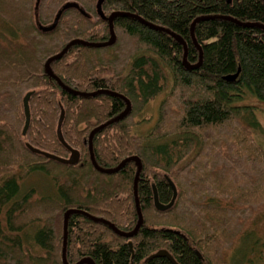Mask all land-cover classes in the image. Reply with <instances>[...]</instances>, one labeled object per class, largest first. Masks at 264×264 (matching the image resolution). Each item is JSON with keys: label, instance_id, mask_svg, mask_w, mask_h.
Wrapping results in <instances>:
<instances>
[{"label": "trees", "instance_id": "obj_1", "mask_svg": "<svg viewBox=\"0 0 264 264\" xmlns=\"http://www.w3.org/2000/svg\"><path fill=\"white\" fill-rule=\"evenodd\" d=\"M112 15L115 43L93 46L111 40ZM0 19L11 29L0 31V264H64L71 210L68 264H174L155 256L162 250L177 264H230L237 240L264 229L255 222L264 209L262 125L255 108L235 105L264 102V0H0ZM176 37L197 68L185 66ZM168 90L155 126L135 134L137 117ZM121 96L131 112L119 120ZM62 112L63 137L81 156L73 166L28 148L70 157L57 135ZM103 125L93 157L114 174L91 157V133ZM132 157L142 166L137 190ZM38 172L55 196L23 189ZM173 186V205L158 210L155 194L169 205ZM138 205L139 231L119 235L136 229Z\"/></svg>", "mask_w": 264, "mask_h": 264}, {"label": "rangeland", "instance_id": "obj_2", "mask_svg": "<svg viewBox=\"0 0 264 264\" xmlns=\"http://www.w3.org/2000/svg\"><path fill=\"white\" fill-rule=\"evenodd\" d=\"M0 31L6 34H10L11 31V29L7 26V23H5L2 19H0ZM124 40H122V43ZM168 92L169 90L162 93L156 99L149 102V104L144 108L142 113L137 117V120L140 121L141 124L133 130L135 134L140 136L147 135L155 126L158 121L161 102L166 97ZM235 105L252 106L255 108L256 115L262 125V131L256 132L255 139L264 147V102L257 98L249 97L244 101L236 103ZM22 183L23 189L34 187L42 196L56 195L54 182L50 177H47L42 173H33ZM260 216L262 217L255 220L256 223H259V226L262 224L264 225V209ZM254 226H251L249 228L250 230L247 233H244L242 237L237 240L236 248L229 255L230 264H264V229Z\"/></svg>", "mask_w": 264, "mask_h": 264}, {"label": "water", "instance_id": "obj_3", "mask_svg": "<svg viewBox=\"0 0 264 264\" xmlns=\"http://www.w3.org/2000/svg\"><path fill=\"white\" fill-rule=\"evenodd\" d=\"M231 2V0H228ZM73 4H67L65 6V8H69V7H72ZM74 6H77V5H74ZM115 16L117 15H112L109 19L110 21V24H111V40L106 43V44H92L93 46L95 47H106V46H111L115 43V40H116V36H115V33H114V28H113V25H112V22H113V19L115 18ZM58 20V18H57ZM57 21L55 22V24L52 26V28L56 25ZM193 30H194V27H193ZM193 33V32H192ZM176 39L182 43L185 47V57H184V64L187 68L189 69H194V68H197L199 65L197 66H190L188 63H187V52H186V44L185 42L180 38V37H176ZM76 42H73L71 43V45L75 44ZM67 49L68 47L62 52V54H64L65 52H67ZM61 54V55H62ZM61 55H59L58 57H60ZM51 61L52 60H49L46 64V70H47V73L51 76V77H54L52 71H51ZM239 73L240 71L234 75V76H230V77H226V80L227 81H234L237 79V77L239 76ZM31 96H32V93H28L24 100H23V104H24V113H25V126H24V129H23V135H26L28 130H29V127H30V123H31V113H30V107H29V102H30V99H31ZM122 99L126 102L127 104V108L126 110L117 118V119H122L124 118L127 114H129L131 112V103L129 102L128 99H126L125 97L121 96ZM64 112L61 113V117H60V120H59V124H58V129H57V135H58V139L59 141L61 142V144L66 147L69 151H70V157L65 159V158H60L58 156H55V155H52V154H49V153H46V152H42L38 149H35L34 147L28 145V148L35 154H40L48 159H51V160H54V161H57L58 163H61V164H64V165H70V166H73V165H77L79 162H80V159H81V156H80V153L79 151L77 150H74L72 149L65 141L64 137H63V133H62V124H63V120H64ZM116 119V120H117ZM110 124V123H109ZM104 127V125L96 130H94L92 133H91V136H90V150H91V157H92V161H93V164L94 166L96 167V169L98 171H100L101 173L103 174H114L115 172H117V169H114V170H105V169H101L97 166L95 160H94V157H93V152H92V138L94 136V134L99 131L100 129H102ZM131 161H134L135 163H137V166H138V174H137V177H136V182H135V190H137V181H138V178H139V173L141 171V161L138 157H132L130 159ZM173 189L175 191L174 193V198L172 200V202L169 204V205H163L159 202L158 200V197H157V194H155V206L158 210L160 211H166L168 210L174 203L175 201V198H176V190H175V187L173 186ZM138 204V202H137ZM138 207V210H139V223L136 227V229L132 232V233H129V234H125V233H122L120 231H117V233L123 237H127V238H131L133 236H135V234H137V232L139 231L141 225L143 224V217H142V214L140 213V208H139V205L137 206ZM78 211H68L66 214H65V226H64V232H65V235H64V244H63V263L64 264H68L67 262V259H66V252H67V229H68V220H69V217L71 216V214L73 213H76ZM131 246V244H130ZM155 256L157 257H167L169 258L174 264H177L175 262V260L173 259V257L165 250H162V251H159ZM79 264H91V261L89 260H84L82 261L81 263Z\"/></svg>", "mask_w": 264, "mask_h": 264}]
</instances>
